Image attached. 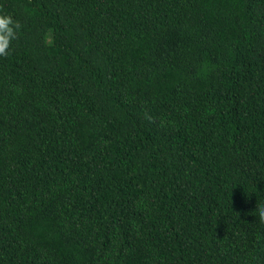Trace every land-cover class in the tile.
I'll return each mask as SVG.
<instances>
[{
    "label": "trees",
    "instance_id": "trees-1",
    "mask_svg": "<svg viewBox=\"0 0 264 264\" xmlns=\"http://www.w3.org/2000/svg\"><path fill=\"white\" fill-rule=\"evenodd\" d=\"M0 10V264H264V0Z\"/></svg>",
    "mask_w": 264,
    "mask_h": 264
},
{
    "label": "clouds",
    "instance_id": "clouds-1",
    "mask_svg": "<svg viewBox=\"0 0 264 264\" xmlns=\"http://www.w3.org/2000/svg\"><path fill=\"white\" fill-rule=\"evenodd\" d=\"M22 29L19 20L15 19L9 12L0 10V58L10 54L12 44L17 40ZM259 220L264 222V206L257 207Z\"/></svg>",
    "mask_w": 264,
    "mask_h": 264
}]
</instances>
